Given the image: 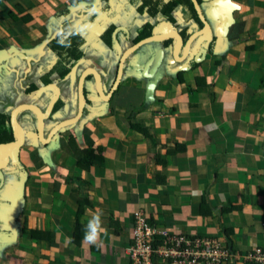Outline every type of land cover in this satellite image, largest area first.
Returning <instances> with one entry per match:
<instances>
[{"label": "crops", "instance_id": "1", "mask_svg": "<svg viewBox=\"0 0 264 264\" xmlns=\"http://www.w3.org/2000/svg\"><path fill=\"white\" fill-rule=\"evenodd\" d=\"M105 1H0L5 89L21 83L11 68L29 74L27 60L39 54L43 65L58 59L46 40L78 32L86 66L104 73L103 89L109 95L99 100L94 79L88 81L90 105L63 132L67 140L36 157L32 172H23L20 165V192L0 211L10 226L4 225L2 241L16 248L0 264H130L125 251L132 242L135 212L159 232L177 233L182 226L195 236L227 243L232 257L225 264H261L244 256L258 247L264 250V0H218L208 8L203 3L206 10L219 8L217 14L231 11V21L210 17L209 31L193 39L185 52L178 46L176 55L170 36L142 45L145 54L137 49L128 55L116 87L122 52L153 34L177 31L182 11L172 10V23L161 11L169 0H116V10ZM110 25L120 27L118 49L115 41L112 47L102 37ZM160 50L161 65L151 77H142L141 69L134 74V59L143 66ZM55 79L73 98L61 112L72 119L78 113L77 84L72 89L71 80L49 78ZM70 136L80 149L96 150L90 170L77 168ZM22 159L31 165L27 152ZM93 213L101 214L107 234L89 245L83 235ZM155 264L165 263L157 259Z\"/></svg>", "mask_w": 264, "mask_h": 264}, {"label": "flooded vegetation", "instance_id": "2", "mask_svg": "<svg viewBox=\"0 0 264 264\" xmlns=\"http://www.w3.org/2000/svg\"><path fill=\"white\" fill-rule=\"evenodd\" d=\"M217 1L218 0H198L200 9L203 15L205 16V18H206L207 10L205 8V5H203V3L207 4L208 5L207 8H208L211 4L216 3ZM105 2H109V3L112 2V6H114L115 10L117 9V6L119 5V3L116 0H110V1L107 0ZM176 8L182 11L180 15L181 17H179L182 21H180L179 23H176L174 27L178 29L177 32L181 36V39H182L181 49H183L187 39L192 34V32L202 28L203 23L199 19L197 13L196 15L198 17V20L201 23L198 22L196 19L185 21L186 17L184 16V14H188V16L192 18L190 14V10L185 5H180ZM118 14H119V11H118ZM174 21L173 22L171 21V22L174 23ZM192 23H196L197 27H193L192 30L189 31V28L192 26ZM109 27H107V29ZM119 28H120L119 25H116L114 28L113 34L114 32H116V35H117ZM105 32L106 31H104V33ZM112 40L114 42L113 38ZM174 43L175 41H173V44ZM35 48L37 50V47ZM39 51H42L41 47H39ZM134 52L135 51H133L132 53ZM40 56L41 55L39 54L36 56L35 59L26 61V62L31 63V65L29 64L31 66L29 70V74H26L28 73L26 69L23 72L18 73L15 68H11L14 71L12 76L15 79L19 78V80L21 81L22 87L19 86L20 83L19 84L14 83L13 84L14 87L12 85L11 89L10 88L5 89V82H6L5 74L8 75V73L5 72V74H3L1 72L0 74V211H2V208L4 206L11 204L12 196L14 197L18 195L20 192V185H19L20 176L18 174L19 172H21L20 165L23 166V169H22L23 172H32L31 168L36 163V157L41 156V154L45 155L48 152H50V149L48 150V147L51 145H54L55 147H57L58 145L62 146V144L65 142V140H67V137H68V136L66 137L63 133L66 128L62 126V124L65 121H67V119L63 117L62 115L63 109L66 110V106H63L61 104V101L63 102L64 90L59 84L60 81H57L55 79L54 81L50 82L49 80L50 77H55L57 79H60V77L58 76V72L53 71V69L55 68V65L60 61V59L59 57L56 61H54V58L48 59V64L43 65L42 60L44 58L42 57L40 58ZM29 57L30 56H28V58ZM79 61H81L80 64H85V66H83L81 72L77 74V78H76L77 93H78V80L82 72L87 67L95 68L94 66H91V65L86 66L87 65L86 60L84 59V56L82 54L80 58L78 59L74 58L70 63H68V66L70 67V71L65 81L68 82L72 76V72L73 71L77 72V69L80 68ZM109 65L107 66V69L109 68ZM8 69L11 70L10 68ZM100 72L104 76V73L102 71ZM93 79L95 83L96 79H95L94 74L89 73L86 77L85 85L88 81L93 80ZM73 82H75V80H73V77H72L71 83L73 84ZM33 86H37V88L33 89ZM93 87H94V84H93ZM96 88H97V85H96ZM50 92H52L51 97L46 96V94ZM84 93H85V97L87 100L86 106H88L90 105V101L88 99L89 91L87 90L85 92V87H84ZM14 101L16 102L21 101V103L13 107V105L11 104ZM26 104L36 105L38 108H40L42 112V119H43V131L40 134L39 119H38V115L36 112L30 109L20 110L18 112L17 121L23 128V131L21 132L23 133V141L20 144V146L7 147V145H10L12 143H17L20 140L18 131H20L21 127L18 126L19 129L17 128L18 129L17 131L13 123L14 122L13 115H14L15 110H17L20 106L26 105ZM78 106L79 105H78V99H77V107ZM46 109H49L51 111L50 115L46 113ZM60 116H61V119H59ZM50 124H52V126H50ZM1 149H4V151L2 152ZM43 150H45L46 152H43ZM56 151L57 150H54V152ZM24 152H27L29 155H31V159H28L29 160L28 163L31 165H27V162L24 161V159H22ZM43 171L44 170L41 169V172ZM24 188L27 189L28 187L24 185ZM6 221L7 219L4 220L0 215V256H1L0 263L3 259V255H6L7 260L9 261L10 257L12 256L16 248L15 246L7 248L5 247V245H7L5 241H2L3 240V234H2L3 227L5 226L10 227L9 223Z\"/></svg>", "mask_w": 264, "mask_h": 264}, {"label": "built area", "instance_id": "3", "mask_svg": "<svg viewBox=\"0 0 264 264\" xmlns=\"http://www.w3.org/2000/svg\"><path fill=\"white\" fill-rule=\"evenodd\" d=\"M130 264H225L232 257V248L215 237L159 232L141 212L133 214L132 242L126 248ZM244 257L264 264L260 247Z\"/></svg>", "mask_w": 264, "mask_h": 264}, {"label": "water", "instance_id": "4", "mask_svg": "<svg viewBox=\"0 0 264 264\" xmlns=\"http://www.w3.org/2000/svg\"><path fill=\"white\" fill-rule=\"evenodd\" d=\"M191 2L193 4V6H194V9L196 10V13H197L199 19L202 21L203 26H202V28L192 32V34L189 36V38L187 39V41H186V43L184 45V48H185L184 52H185L186 49H188L189 43L195 37H197L199 35L203 36L204 33L209 31V28H210V20H209V18L210 17L212 19L214 17H218V15H221L223 19H225V17H227L226 18L227 23L231 21V11L227 15H225V14H217V10L219 8L218 9L207 10L206 18H205V16L203 15V13H202V11L200 9V5H199L198 0H191ZM220 6L224 7V6H226V3L224 2ZM229 7L235 9L237 7V4H235V3L230 1V6ZM171 25H173V24H171ZM193 27H197V24L196 23H192V26L189 28V31H191ZM168 34H170V35H168ZM167 36H170L171 39L176 42L175 46L174 45L172 46L173 55H176V52L178 50V46L181 47V43H182L181 36L179 35V33L177 31H173V32L171 31V33L169 32V33H166L164 35H162V34H153L151 36H148L146 38H143V39L139 40L137 43L133 44L132 46H130L129 48H127L126 50H124L122 52V54L120 56V59H119V62H118V66H117L116 79L114 80V87H116L118 85L119 81H120V77H121L123 66H124L123 64H124L125 59L128 57V55H131V53L133 51H136L137 49H140V51H142L145 54V50H142V48H141L142 45H144L146 43H150V42H155V41H163V40H165L164 38L167 37ZM113 39H114L115 44H116V49H118V44H117V40H116V32L114 33ZM50 41H51V39L46 40L44 45L47 46V44ZM158 52L159 53H158L157 59H155V55H154V52H153L152 55H150L148 61L143 66H140V67L136 64L135 59H134L132 61V63L135 66V68L137 67L135 69L136 71H134V74H136V75L138 74L139 75L137 70L141 69L142 71L140 73H141L142 77H146V78L151 77L153 75V73L156 71V69L158 70V67L161 65L163 51L160 50ZM178 57L180 58V56H178ZM197 58L198 57L195 58L196 61H198ZM150 66H152L151 69H149ZM89 73H92L95 76V79H96L95 83L97 85V92L99 94V96H98L99 100H102L104 102V100H108V98H109V95L106 94L104 92V89H103V79H102L103 78V74L101 72H99L95 68L87 67L82 72V74L80 75L79 80H78V94H79L78 113H77L76 117H74L72 119H69V120L65 121L62 124V126H64L65 128H68V127H71V126L77 124L79 122V120L82 118V116L84 115V109H85V106L87 104V100H86L85 93H84V85H85L86 77H87V75ZM24 109H30V110H33L34 112L37 113L38 119H39V130H40V134H41L42 131H43L42 112H41L40 108H38L36 105L26 104V105L20 106L17 110H15L14 115H13L14 116L13 117V121H14L13 123H14L16 129L17 128L19 129V127H21V125L17 121L18 112L20 110H24ZM18 129H17V131H18ZM22 131H23V128L21 127L20 131H18V135H19L20 140L17 143H12L10 145H7V147L20 146V144L23 141V133H21ZM1 150H2V152L4 151V149H1Z\"/></svg>", "mask_w": 264, "mask_h": 264}, {"label": "trees", "instance_id": "5", "mask_svg": "<svg viewBox=\"0 0 264 264\" xmlns=\"http://www.w3.org/2000/svg\"><path fill=\"white\" fill-rule=\"evenodd\" d=\"M166 5H168L169 9H164L163 14H167L169 10H173L174 8L180 6V5H185L189 10L190 14L192 16V20L196 19L198 22V17L196 15V12L193 8L192 2L190 0H169ZM166 18L170 21H174L173 16L170 14L165 15ZM26 19V17L24 16ZM201 23V22H200ZM114 26H110L108 29H106L105 33L102 35L104 39L107 40V43L109 45H113V40H112V34L114 31ZM65 33L62 35L59 34L55 39H53L49 44L53 48V51L57 53L59 56L60 61L55 65V68L53 71L58 72V76L62 81H65L67 76L69 75L70 67L68 66V63H70L71 59L75 58L78 59L81 57L83 51L81 49V45L83 43V38L78 32H73L70 33L68 36L65 37ZM141 36H144V33L141 34ZM140 38V37H139ZM138 38V39H139ZM198 84V82H197ZM37 86H33V89H36ZM86 111V109L84 110ZM143 131V130H141ZM68 145L71 148V151L73 155L75 156L76 159V166L79 168L82 172L83 171H88L90 170L94 164H95V152L96 150L93 149L92 147H88L86 149H80L78 146L77 141H75L74 136H70L68 138ZM83 202H80V208L78 211V216L80 213H82L83 208L82 204ZM78 216H76L77 219V225L79 224L78 221ZM25 234H28V230H24ZM32 233V232H30ZM76 236L74 237L75 242H79Z\"/></svg>", "mask_w": 264, "mask_h": 264}, {"label": "rangeland", "instance_id": "6", "mask_svg": "<svg viewBox=\"0 0 264 264\" xmlns=\"http://www.w3.org/2000/svg\"><path fill=\"white\" fill-rule=\"evenodd\" d=\"M1 1V0H0ZM164 5H163V7L161 8V11L162 10H164V9H169V7H168V5H166L165 3H163ZM170 13H172V11L171 10H169L168 12H167V14H165V15H168V14H170ZM165 15H163L162 17H163V19H165ZM81 63V61H79V69H77V72H75V71H73L72 72V76H71V78H70V80H72V77H73V80H75V82H73V85H72V89H73V86H74V83H75V86H76V84H77V82H76V78H77V74H79L80 72H81V70H82V68H83V66H85V64H80ZM74 69H76V68H74ZM19 86L20 87H22V85H21V83L19 84ZM74 91V90H73ZM51 95H52V92H50V93H48V94H46V96H48V97H51ZM88 97H89V95H88ZM73 98H70L67 94H63V102L64 103H66L67 102V100H68V102L66 103V104H63V106H65V105H69V101L70 100H72ZM19 103H21V101L20 102H16V101H14L11 105H13V107L14 106H16V105H18ZM69 110H70V113H72V112H74V110H75V99H74V105H73V108L71 109L70 107H69ZM46 113L48 114V115H50L51 114V111L49 110V109H46ZM69 113V114H70ZM59 119H61V116L59 117ZM50 126H52V124H50ZM199 199L197 198L196 199V201H198ZM170 226H168V228H169ZM169 230H172V229H169ZM177 233H179V234H181V235H196V233L195 232H193V231H191V230H189L188 228H185V227H182V226H177ZM168 232H171V231H168ZM240 238V240H242V237H239Z\"/></svg>", "mask_w": 264, "mask_h": 264}, {"label": "clouds", "instance_id": "7", "mask_svg": "<svg viewBox=\"0 0 264 264\" xmlns=\"http://www.w3.org/2000/svg\"><path fill=\"white\" fill-rule=\"evenodd\" d=\"M102 233L107 234L106 229L102 228L101 214L93 213L85 225L83 240L89 245L96 244Z\"/></svg>", "mask_w": 264, "mask_h": 264}]
</instances>
